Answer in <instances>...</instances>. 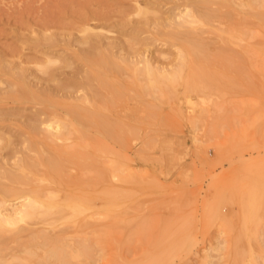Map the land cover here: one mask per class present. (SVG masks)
Returning <instances> with one entry per match:
<instances>
[{
  "label": "rangeland",
  "instance_id": "374dc122",
  "mask_svg": "<svg viewBox=\"0 0 264 264\" xmlns=\"http://www.w3.org/2000/svg\"><path fill=\"white\" fill-rule=\"evenodd\" d=\"M167 1L0 0V172L33 153L27 147L34 136L32 118L45 117L32 100H17L16 94L3 97L9 74L19 72L29 83L35 74H47L43 85L58 92L53 97L62 104L71 99L59 92L90 81V65L99 55L124 57L126 63L119 60L125 68L141 56L155 65L172 64L175 46L156 39L152 24L147 29L143 22V10L136 9L139 4L149 10L148 18L155 11L164 16L177 2ZM248 17L259 32L249 38L259 52L235 47L238 51L229 52L232 63L227 64L210 51L200 61L202 70L192 69V75L202 73L211 84L193 92L190 102L164 96L161 101L159 90L148 89L140 74L135 78L130 69L122 70L127 72L122 77L125 89L118 90L123 101L116 102L115 111L117 117L125 116L122 120L133 133L124 131L128 137L122 142L117 137L111 146L117 161L128 165L125 173L131 172L129 182L116 181L129 195H120L123 209L88 218L82 230L75 231L67 218L55 222V230L67 227L69 234L86 236L92 244L93 219L100 225L99 237L112 229L108 236L114 239L105 235L104 241L103 235L93 246L92 257L98 260L90 257L77 264H231L238 256L247 258L249 246L263 264L264 182L255 180L264 181V49L259 47L264 27L258 17ZM169 90L180 96L183 85ZM249 168H256L259 177ZM252 182L256 192L252 188L250 193ZM240 198L252 199L242 205Z\"/></svg>",
  "mask_w": 264,
  "mask_h": 264
},
{
  "label": "bare ground",
  "instance_id": "6f19581e",
  "mask_svg": "<svg viewBox=\"0 0 264 264\" xmlns=\"http://www.w3.org/2000/svg\"><path fill=\"white\" fill-rule=\"evenodd\" d=\"M175 2L164 16L163 13L158 15L155 11L148 18L146 16H149V10L142 9L139 4L136 8L139 13L143 10L142 14L145 17L143 22L147 29L152 24L151 33L156 39L175 46L177 57L172 64L170 62L159 66L147 56H141L139 60H136L135 56L136 61L130 59L132 65L127 63L128 67L125 68L120 61L126 63V58L99 55L90 65L92 74L89 76H92L87 77L90 81L83 83L82 79L83 84H69L61 94L59 92L60 97L71 99L62 104L57 103V99L53 97L58 92L53 94L49 90L48 94V87L43 85L47 82V74L43 76L35 74L34 82L29 83L19 72H14L4 81L7 86L6 89L3 87V97L16 94L17 100H32L35 104L41 105L45 117L32 118L34 123L32 122L31 131L34 132L32 133L34 136L30 138L27 147L33 153L22 155L13 161L10 168L0 172V264H77L90 257L93 261L98 260V257H92L93 246L99 242L97 239L102 241V236L108 229H104L99 237L100 225L93 219L95 221L91 222L94 225L91 233L96 236L92 244L86 236L69 234L70 230L67 227L64 231L62 227L55 230V222L67 218L74 230L78 231L82 230L83 224L88 223V218H97L102 214L111 215L125 207L119 198L122 194L128 198L129 194L125 192L127 187H123L124 191L119 188L116 181L129 182L132 175L130 171L125 173L128 165L125 168L122 160L117 161V151L111 146L118 138V141H121L124 139L122 137H128L126 134L133 133L131 124L122 120L125 116L117 117L119 111L116 110L118 115L115 111L116 102L123 96L122 91L118 90L124 88L125 80L122 79L126 72L123 75L124 70L130 69L134 77L140 74V77L145 78L143 80H147L146 86L150 84L148 89L154 87L151 90L155 91V88L159 90L160 100L164 96L168 98L167 101L175 97L190 102L193 92H200L211 84L207 83L208 80L205 81L207 78L202 73L192 75V71L202 70L200 61L206 59L210 51H216L227 64H231L229 52L238 51L235 47H241L240 51L259 50L249 39L256 33L259 35V32L257 28H252L248 16L258 17L259 24L264 27L261 24L262 19L264 22V0H177L176 4ZM259 40L261 41L260 37ZM260 43V49H264V46L262 47L264 43ZM186 70L189 73L185 75ZM10 78L13 80L9 81ZM177 84L183 85L180 96L173 94L176 88L172 92L169 90ZM164 87L168 88L169 93L166 95L163 93ZM39 89H42L41 92H38ZM154 103L150 105L155 106ZM255 170L256 168L251 171ZM254 174L259 177L256 172ZM251 175L253 176V173ZM257 180L255 182H264ZM253 184L250 189L246 187L250 193L252 188L255 190L256 185ZM251 199L239 200L244 205ZM110 230L112 229L105 234L107 237ZM114 232L113 228L111 235ZM106 236L104 241L108 239ZM109 238L114 239L113 236ZM252 248L249 246L247 258L245 256L240 260L238 256L231 264H261L257 255V259L254 257L255 250ZM242 254L245 255L244 251Z\"/></svg>",
  "mask_w": 264,
  "mask_h": 264
}]
</instances>
